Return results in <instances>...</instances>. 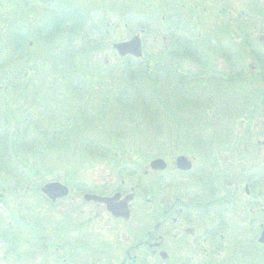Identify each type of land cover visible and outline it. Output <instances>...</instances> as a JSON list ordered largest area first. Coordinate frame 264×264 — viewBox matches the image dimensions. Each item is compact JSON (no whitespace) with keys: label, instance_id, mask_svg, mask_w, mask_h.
Segmentation results:
<instances>
[{"label":"rangeland","instance_id":"1","mask_svg":"<svg viewBox=\"0 0 264 264\" xmlns=\"http://www.w3.org/2000/svg\"><path fill=\"white\" fill-rule=\"evenodd\" d=\"M188 1L185 0L187 5ZM13 2L19 6L18 11L22 12L23 17L17 23L8 22V24L11 23V28L7 29L8 25L3 20V12L0 11V29H4V33H1L0 30V47L4 49L7 45L6 41L10 37L7 34L11 35L10 30L13 29V25L19 31L14 36L15 41L12 43L15 44L22 37L28 41L27 48L17 51L11 67L7 59H4L6 52L1 51L0 53V58H2V60L0 59V129L5 131L0 139L5 141L7 139H10V141L12 139L18 140L21 122L26 117L25 126H29L30 133L34 134L32 132L34 130H31L29 124V121H33L31 126L33 128L38 127L36 132L41 128L46 130L50 141L49 146H38V148L20 146L27 152V155L25 154L27 160L20 162L19 165L12 163L13 158H17L16 154L12 158L10 157L11 154L6 157L5 155L4 157L1 156L5 165L0 168V175L2 176L0 177L4 179V181H1L0 178V193H2L0 199L4 200L3 204L0 200V228L10 237L17 234L21 227L16 229L8 226L10 213H13L12 215L16 218L22 216V220L30 222L31 200L35 196L31 197L32 193H29L28 190L34 181H39L41 184V182L58 180L68 187L67 194L71 193L72 196V192L76 191L79 182L85 184L86 189H89L87 188L89 186L91 189L93 188L92 190L97 188L99 192H104L118 189L123 180L126 191H129L130 186H133L134 192L148 193L149 197L153 196L154 198L159 196L158 192L160 191L170 197L173 196L172 193L176 194L180 197L186 210L194 217L192 223L197 225L198 232L203 233L206 230L208 232L210 229H212V232L216 231V234H210V238H207L205 243L200 242L194 250L192 247H188L187 244L181 247L183 248L181 251H186V254H189L191 250L194 256H197L196 262L193 264H204L205 259L201 256L205 255V246L202 248L200 245H208L212 242L213 249L217 246V242L222 244L223 247L225 246L224 250L220 248L213 250L211 247H207L209 251H213L212 257L215 260L213 264H242L240 259L243 264H264V245L259 246L251 242L254 234L257 235V224L264 222V75H260L258 72L256 58L246 52L247 56L244 54L242 60H245L247 69H230L225 57L220 55L217 46L218 39L216 37L211 39L212 51L218 56L215 64L216 68L221 69L223 73L231 72L235 79L229 80L227 83L226 77L221 78L220 74L214 70V65H212L214 74L202 70L203 74L201 73L199 76L194 74L185 78L186 84L191 83L196 78L206 79V77H209L212 79L209 86L207 81H202L203 90L201 87L194 88V90L199 89L203 93L201 108L193 109L195 115L189 114L188 110L178 113L179 110H173L174 108L167 109L169 114L172 112L179 115L177 118L164 116L166 123H170L169 126L176 123V127H182V131L179 129L180 134L188 132L197 134V131L204 130L206 131V145L210 146H200V144H196L194 138L187 139L186 147L177 146V149H172V146H163L166 148L156 151L154 157L165 159L169 167L155 172L152 171L154 169L149 167V162L152 159H149L147 155L144 157L142 154L136 155L135 159L131 157L134 153L129 149L130 147L132 149L141 147L140 151L144 153L148 150L157 149V146H149L148 141H143V134L132 137L130 142L132 146L128 147L127 153L120 152L118 155L116 153V158L111 155L104 158L85 157L81 150L83 146L80 139V133L83 132L85 126L78 120L79 117L77 118V124L71 122L70 118L76 113L79 114L83 108L84 114L93 116L96 110L94 107L100 101L99 97L97 98L98 101H95V104H98H92L86 98L82 99V96H85L82 92L87 89L84 84L79 90L76 88V80H69L70 84H68L64 81L65 79L60 77V73L56 75V78H50L52 74H56V72L52 73L49 70V68H53L49 61V51L47 49L50 37H53V43L58 49L59 45L64 46L65 42H68V36L64 35L65 32L62 30L56 32V28L50 32L51 25L43 23L46 6L42 3L30 2L28 6H23L22 0H13ZM72 2L77 5L80 4L82 7L90 5L89 8L94 7L92 6L94 4L95 11L100 10L96 8V3H98L96 0H73ZM0 3L3 4L2 11L11 7L5 3V0H0ZM197 5L198 8H196ZM225 8L229 9V14L223 12ZM190 9L182 11L181 18L177 23L182 24L180 29L175 30L166 27L168 28L167 34L159 30L160 35L152 27L148 35H145L147 38L137 30L138 28L134 24L129 26L123 24L122 26L113 24L115 22L110 23L107 31L104 32L105 36L98 37L104 38L102 51H96V54L99 53L98 62L100 64L104 63L109 72L118 71L122 64L121 58H131V56L123 55L120 57L116 49L112 47L114 43L138 36L142 41L143 51L145 52L148 49L155 54L164 49L170 41L172 42V38H177L176 40L186 38V42H189V44L210 41L207 39L208 28L213 33L216 31L214 34H217L216 26L225 27L229 19H231L230 26L233 29L230 31H239L238 28L234 29L236 18L239 19L241 26L247 27L248 30L251 28L254 31L253 35L255 39L257 38V41H255L257 47L261 49V44L264 47V0H190ZM100 13L102 12L100 11ZM49 17L51 19V16ZM252 17L253 21L250 20ZM98 18L100 17L90 16L88 20L92 22L91 20L95 21ZM40 22H42L43 28L37 31V28L42 27V25L39 26ZM174 25L176 24L174 23ZM162 26L165 27L166 25L163 24ZM89 27L90 32L92 25ZM235 34L237 41L243 39V34L240 31ZM82 36H85V34L71 37L70 43L78 45L84 38ZM9 48L7 47V49ZM182 50L183 53L186 52L185 49ZM225 54L232 53L226 51ZM186 56L187 54H179L173 57L175 65L181 63L180 67H177L178 70L186 69L193 64L198 66V63L191 59L186 61ZM186 63L187 65H184ZM13 66L22 67L23 69L20 70H24V72L15 76L12 74L16 73L15 70H12ZM201 67L205 68L206 65H201ZM63 69L65 68L63 67ZM62 74L65 73L62 71ZM221 75L223 74L221 73ZM218 79H220V82ZM89 84V89L97 90L99 95H102L101 92L106 91L105 87H101L97 83L90 82ZM115 84L116 82L106 81L108 89L110 85ZM210 87L212 89L209 91ZM106 101L110 102L108 108L112 110L114 100L108 97ZM85 106L88 108L87 110ZM108 111L110 112V110ZM110 117L111 113L109 114ZM108 120H110L108 123L113 122L111 118ZM179 123L180 125H178ZM101 125L98 120H95L92 127H90L91 130H87L92 133V129L95 130V127L98 129ZM53 133L58 135V140L52 139ZM92 145L96 146L97 144L93 142ZM65 146L70 150L67 151ZM188 150H191V152ZM180 155H184L192 161V167L189 170L180 171L176 168L174 163ZM200 156L203 158L209 157L204 162L202 159L199 160ZM8 168L13 172H9ZM13 174H17L19 177L17 179L18 186L14 185L15 177ZM252 175L256 178L260 177L259 181L255 179L259 184H256L254 189L252 188L254 190L253 194L247 196L240 192L231 197V191L234 190L235 186L233 178L237 182L239 181L242 190L244 182H246L248 176ZM255 180H253L254 183ZM250 184H253V182L250 181ZM16 186L19 188H16ZM258 190L260 195H258ZM36 191L38 192V190ZM37 196H39V193H37ZM253 201L256 203L253 204ZM155 206L150 205L152 209ZM133 209L135 210L133 211L135 213L134 221L137 220L136 214L138 211L142 213L141 215L144 213V215H147L151 212L150 208L142 210L143 207L140 205L135 206ZM57 211H60V207L56 209ZM54 213L53 211L52 214ZM55 217H52V221L48 217L50 220L48 222L54 224ZM251 220L254 221L253 225L250 222ZM199 234L198 236H201ZM220 234L224 235L222 239ZM22 236L24 238L28 237L23 229ZM188 239L192 242V239ZM240 239H243L242 242L236 243ZM256 239L254 238V241ZM134 240H136L135 235H133ZM126 245L122 243L118 253ZM231 246L234 248H231ZM233 249L234 254L230 251ZM88 254L90 253L88 252ZM182 254L183 252H181V255L174 257L172 264L179 263L181 257L184 256ZM239 254L243 256V259ZM220 259H223L221 263Z\"/></svg>","mask_w":264,"mask_h":264},{"label":"trees","instance_id":"2","mask_svg":"<svg viewBox=\"0 0 264 264\" xmlns=\"http://www.w3.org/2000/svg\"><path fill=\"white\" fill-rule=\"evenodd\" d=\"M72 1L73 0H22V4L23 6H28L30 2H33L45 5V20L43 23L51 25L49 28L50 32L55 28L56 31L62 29L65 32L64 35L68 36V42H65L64 46L59 45L58 49L53 43V37H50L47 49L49 51V61L53 68H49V70H51L52 73L56 72V74H52L50 78L54 79L56 78V75L60 73V77L65 79L64 81L68 84H70L69 80H76V88L79 90L82 88V84H84V87L87 89L83 90L82 94L85 96H82V99L86 98V100L92 104H95V101L99 97L98 99L100 101L99 104H95L98 105L94 107L96 110L93 116L90 114H84L83 108L79 114L76 113L70 118V120H72L71 122L77 124V118L79 117L78 120L85 126L83 132L81 131L82 133H80V139L83 146V148L81 147V150L85 157L104 158L111 155L116 158L120 152L123 154L127 153L128 147L132 146L130 144L132 137L139 136V134H143L144 142L145 140L148 141L149 146H157V149L153 151L148 150V152L144 153L143 151H140L141 147L134 149L130 147L129 149L134 153L131 156L132 159H135L136 155L139 156L140 154H142L143 157L147 155L149 159H154L156 151H161L166 148L163 146H172V149H177V146L186 147L185 144L187 143V139L190 140L191 138H194L196 144H200V146H210L206 145V131L200 130L197 131V134H191L189 132L180 134L179 132L182 127H176V123L173 124V126H169L170 123H166L164 116L177 118L179 116L178 113L183 110H188L189 114L195 115L193 109L201 108V105L203 104L201 96H203V93L199 89L194 90V88L201 87L202 89V86H204L202 81H207L209 86L212 79L209 77H206V79L196 78L192 80L191 83L186 84L185 78L191 77L194 74L199 76L202 73V70L214 74L212 71V65H214V70L220 74L221 78L226 77L225 80H227V83L229 80L235 79L231 72L223 73L221 69H218L215 66L218 56L212 51L211 44V39L215 37L218 39L217 46L220 55L225 57L230 69H247L246 62L242 59L243 55L245 54V56H247L246 52H248L251 56L256 58L258 63L257 68L260 75H264V47L262 44L261 49L257 47L255 42L257 41V38L255 39L253 35L254 31L251 28L248 30L247 27L241 26V24H239V19L237 18L235 19L234 29L238 28L237 30L243 34V39H239V41H237V36L235 34L239 31H230L233 29L230 26L231 19H229L225 27L216 26L215 30L217 29V34H214L216 31L213 33L212 30L208 28L207 39L210 41L204 43L192 42V44H189V42H186V38H183L182 40L181 38H178V40H176L177 38H172L173 41L175 40L174 42L170 41V43L166 45L165 41V48L155 54L146 49L141 58L122 57L120 70L109 72L104 63L100 64L98 62V52L102 51V44L104 43V38L98 37L105 36L104 32L107 31L110 23L115 22L113 24L122 26L123 24L127 26L134 24V26L138 28L137 30L142 32L144 37L145 35H148L149 30L152 27L155 28L156 33L158 32L160 35L161 33L159 30L164 34H167L166 31L168 28H174L175 30L180 29L182 24H177L178 20L181 18L182 11H185L186 9L191 10L190 0L188 1V5L185 0H96L98 2L96 3V8H99V11H95L94 4L92 5L94 7L89 8L90 5L88 7H82L79 2V5H77ZM2 3H0V11L3 12V20L6 25H8V29L11 28V23H17V21H20L23 16L22 12L18 11L19 6H17L13 0H5V3L11 6L5 11H2ZM198 7L199 6L197 5L196 8ZM100 11L102 13H100ZM223 12L229 14V9L225 8ZM49 16H51V19H49ZM90 16H99L100 18L95 21L91 20L92 22H90L88 20ZM250 20L253 21V17L250 18ZM8 22L11 23L8 24ZM174 23L176 25L173 26ZM163 24L166 26L163 27ZM41 25L42 27H39V29L37 28V31L43 28L42 22L39 23V26ZM90 25H92V28L89 32ZM62 26L64 27L62 28ZM12 27L13 29L10 30V32H12L11 35L7 34V36H10L6 41L7 45L4 49L0 47V53L1 51L6 52V57L4 59H7L9 64L12 63V60L14 61L13 58H15L19 49L24 50L27 48L26 44L28 41L24 40L22 37L17 40L18 43L17 41L15 44L12 43L15 41L14 36H16L19 31L14 25ZM0 30L1 33H4V29ZM82 34H85V36H82L84 38L80 41L81 43L78 45L70 43L71 37L78 35L81 36ZM55 36L56 35L54 34V37ZM162 37L164 38V36ZM169 37L171 38V36ZM164 40L166 39L164 38ZM20 42L22 43L19 45ZM7 47L10 48L7 49ZM182 49H185L186 52L183 53ZM97 50L98 52L96 54ZM226 51H229L232 54H225ZM179 54H187L186 61L191 59L198 63V66L193 64L186 69L178 70L177 67H180L179 65H181V63L175 65L173 57ZM44 58L46 59V57ZM0 59L2 60V58ZM187 63L184 65H187ZM243 63L245 64L243 65ZM200 64L203 66L206 65V67H201ZM12 65L13 64L9 66L11 67ZM63 67L66 70L63 69ZM20 69L23 68L14 67L12 70H15L16 73L12 74L15 76L22 74L24 70ZM62 71L65 73L64 75L62 74ZM221 73L223 75H221ZM218 80L220 82V79ZM106 81L116 82V84L110 85V88L108 89ZM90 82L105 87L106 91L101 92L103 96L99 95L97 90L93 91L92 89H89ZM68 84H66V86H68ZM101 87L99 88L102 89ZM130 87L131 89H129ZM211 89L212 88L210 87L209 91ZM108 97H111V99L114 100L112 110L108 108V105L110 104V102L106 101ZM171 108H174L173 110L176 111L179 110L177 111L178 113L174 114L170 112L169 114L168 110ZM85 109L87 110L88 108L85 106ZM108 110H110V112ZM110 113V118L113 122L108 123V121H110L108 120L110 119ZM167 113L169 115H166ZM25 120L21 122L18 140L12 139V141H10V139H7V141H5L4 139H0V150L3 155L6 157L10 154H17L20 151L18 155L20 159L19 161L21 162L25 159L27 160L25 157L27 152L20 146H32L38 148V146H49L48 143L50 141L46 130L41 128L36 132V128L38 127L35 126V128H33L31 126V121H29V124L31 130H34L32 131L34 134L30 133L29 126H25ZM95 120H98L102 125L101 127L99 126L98 129L95 127V130L92 129L93 132L90 133L91 131L89 132L87 129L91 130L90 127H92ZM183 120L184 119L182 118V121ZM178 125H180V123ZM2 134H5V131L1 132L0 136ZM54 134L55 133H53L52 139H55L56 141L59 137ZM181 137L183 139L182 141ZM93 142L97 145L93 146ZM65 147L67 151L70 150L67 146ZM188 151L191 152V150ZM116 153L117 155H115Z\"/></svg>","mask_w":264,"mask_h":264},{"label":"flooded vegetation","instance_id":"3","mask_svg":"<svg viewBox=\"0 0 264 264\" xmlns=\"http://www.w3.org/2000/svg\"><path fill=\"white\" fill-rule=\"evenodd\" d=\"M1 132L4 131L1 130ZM18 153L16 154L17 158L12 160L14 165L20 164ZM1 156L4 157L0 150V168L5 165ZM167 165L166 163L163 170L169 167ZM8 170L13 172L9 168ZM13 175L15 177L14 185L18 186L17 179L19 177L17 174ZM259 178L253 175L248 176L242 190L239 181L237 182L233 178L235 186L231 191V197L240 192L251 196L254 192L252 188L254 189L256 184H259L256 181H259ZM1 181L4 179L1 178ZM250 181L253 184H250ZM47 182L50 181L41 182V184L39 181H34L28 190L29 193H32L31 197L35 196L31 200L30 222L22 220V216L16 218L12 215L13 213L9 212L8 226L16 229L21 228L12 237L0 228V264H172L174 257L181 255V252L184 256L181 257L179 263L182 264L183 260V264H193L196 262L197 256H194L191 250L189 254H186V251H181L183 249L181 247L187 244L194 250L200 242L205 243L207 238H210V234H216V231L212 232V229L208 232L207 230L203 233L198 232L197 225L192 223L194 217L186 210L180 197L174 193L170 197L160 191L157 198L149 197L148 193L134 192L133 186H130V190L126 191L123 180L118 189L99 192L97 188L92 190L93 188L91 189L89 186H87L89 189H86L85 184L79 182L76 191L72 192V196L71 193H68L64 197H56L53 200L41 190ZM17 186L16 188H19ZM136 186L138 187V185ZM86 195L104 197L118 195L119 201H124L131 195L129 215L117 217L107 209L104 203L86 199ZM258 195H260V191ZM0 200L2 201V199ZM255 203L253 201V204ZM139 205L143 207L142 210L150 208L151 212L147 215L144 213L143 216L138 211L137 220L134 221L135 213L133 211L135 210L133 208ZM150 205L156 206L152 209ZM58 207H60V211L56 212ZM153 210L155 211L153 212ZM53 211L54 214H52ZM47 215L51 221L52 217L56 216L54 224L48 222L50 220ZM250 222L253 225L254 221ZM256 228L257 235L254 234L251 242L259 246L264 245V242H260V239L264 238V222L258 223ZM22 229L28 236L27 238L22 236ZM133 235L136 236L134 241ZM220 237L222 239L224 235L220 234ZM188 238L192 239V242ZM254 238L257 239L254 241ZM118 240L119 242H117ZM242 240H237L236 243H240ZM122 243L127 245L118 253ZM212 244L200 245L202 248L205 246V255L201 256L205 259L204 264L215 262L212 257L213 251H209L207 248H212ZM232 246L231 248H234ZM216 248L224 250L225 246L223 247L217 242L215 249H212L216 250ZM230 251L235 253L234 249ZM239 256L243 259L242 255L239 254ZM222 260L220 259V263ZM240 261L243 264L241 259Z\"/></svg>","mask_w":264,"mask_h":264},{"label":"water","instance_id":"4","mask_svg":"<svg viewBox=\"0 0 264 264\" xmlns=\"http://www.w3.org/2000/svg\"><path fill=\"white\" fill-rule=\"evenodd\" d=\"M113 47L121 56L127 54L134 55L135 57L141 56V42L138 36H133L126 42L115 43ZM150 166L154 169H162L165 164L162 159H155L150 163ZM176 166L181 170H188L191 167V163L186 157L180 156L176 159ZM42 191L54 200L56 197L66 195L68 189L60 183H50L45 185L42 188ZM85 198L104 202L107 209L117 217L128 216V201L131 198V195H129L124 201H119L118 195L113 197L86 195ZM260 241L264 242V238H261Z\"/></svg>","mask_w":264,"mask_h":264}]
</instances>
